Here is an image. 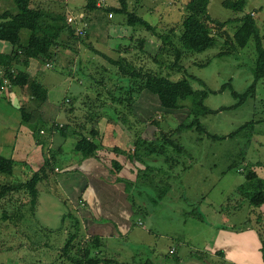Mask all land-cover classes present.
I'll return each mask as SVG.
<instances>
[{"label":"rangeland","instance_id":"rangeland-1","mask_svg":"<svg viewBox=\"0 0 264 264\" xmlns=\"http://www.w3.org/2000/svg\"><path fill=\"white\" fill-rule=\"evenodd\" d=\"M190 1L127 0V9L155 26L161 33H167L173 28L179 32L178 29L186 15L185 7ZM226 1L239 0H211L208 8L209 14L216 21L234 20L226 28L232 38L240 26L238 19L244 14H251L255 18L264 37V0H244V13L224 7ZM99 4V10L90 12L85 9L87 0L33 1L34 7L63 19L74 32H63L59 40L61 48L58 51V60L50 63L51 66L37 63L43 71L38 78L48 88L49 102L61 109L65 102L66 106L71 103L74 106L73 114L62 112L57 117L56 121L60 124L72 121L73 125L82 126L87 122L89 113L99 114L93 92L98 82L104 84V89L111 91L116 85L117 89L124 85L117 75L118 69L103 59L100 53L117 59L119 51L123 52L125 45H129V39L134 35L133 28L124 25V15L107 11L120 8L119 0H102ZM4 11L18 13L15 3L11 0H0V13ZM142 34L144 33L141 32ZM135 35L140 36L138 32ZM29 36L28 30L21 32L23 43L28 41ZM224 40L219 39L213 48L203 53H191L188 58H184V69L174 72L172 80L187 78L195 91H208L204 105L214 113L202 116L200 122L209 133L228 136L247 123H251V126L235 138L222 141L209 139L197 131H183L177 139L185 151L180 156L175 154L179 158V168L173 175L170 174L172 177L169 175L171 178H166L165 170L161 173L149 172L144 180L136 178L135 181L119 175L120 173L107 176L108 180L120 179L123 180L124 186H132L128 188L131 196L129 202L137 209L132 219H119L123 234L104 241L102 254L107 258L131 264H172L177 257L185 258V255L191 253L197 258L196 255L201 253L199 251H204L205 245L216 235L219 237L222 229L228 226L241 228L239 230L250 227L259 232L256 215L251 219V211L254 208L248 201L242 202L240 210L232 207L236 205L234 198L237 200L240 196L236 193L237 188L246 184L245 174L254 171L264 181V80L258 83L255 94L248 97L244 103L234 97L230 89L222 91L225 85L231 83L235 92L246 94L254 84L258 58L253 39L245 48H238L236 51L225 47ZM1 42L0 51L11 54L13 46L9 42ZM225 50L230 51L229 54L221 56L220 53ZM12 91L0 93V126L7 127L8 131H14L20 126L22 119L21 111L14 105L13 96L10 95ZM14 92L20 95L22 89L16 87ZM146 95L150 98L147 101L144 99ZM155 97L144 92L134 104L140 120L147 122L160 115L164 129L167 126L176 129L187 120V110L163 111L160 102H153ZM28 99H31L30 91L28 95L22 96L20 110L23 107L29 108L27 104L31 103H28ZM10 100L13 103H10ZM98 128L102 134V145L111 150L110 152L114 153L115 145L124 150L128 149L121 139L123 130L120 126L109 123L107 118H104ZM2 131L0 130V136ZM146 131V135L152 140L153 132L157 133L159 130L154 126H147ZM116 133L121 136L118 138ZM13 135L12 132L6 135L11 146L15 140ZM47 136L51 137L47 150L56 151L62 148L63 151L62 154L56 155V166L62 182L57 174L50 182L41 185L34 215L31 212L32 206L28 203V196L24 193L13 194L9 199L0 202V264H77L74 261L81 256L79 249L85 246L86 238L90 235L81 228L80 238L74 241L71 251L66 254L62 251L71 236L69 233L75 232L73 220L69 217L64 220L66 215L74 214V211L70 202L67 207L65 205L69 199L64 188H67L69 183H63V162L70 157L77 138L71 136L65 139L53 128L47 131ZM31 145L38 147L34 142ZM11 146H7L3 156L10 157L8 150L10 152ZM230 165H235V168L230 169ZM184 166L191 168L182 170ZM75 171L71 170V173ZM23 172L28 175V171ZM132 173L135 172L132 170ZM21 174L23 175L17 172L14 178H19ZM76 175L78 177H75L74 181L79 182L82 178L79 174ZM132 178L135 176L132 175ZM20 179L23 178L20 176ZM248 186L246 184V187ZM68 194L73 199L72 194ZM229 197L234 202L229 200ZM21 203L23 205H20ZM262 210L264 211V206ZM6 213L10 217L8 220L4 219ZM223 213L229 217H223ZM262 217L264 225V214ZM130 224L132 233L127 236ZM111 227H107L110 234ZM82 238L86 239L83 246ZM171 249H177V255L171 254ZM199 255L207 258L203 253ZM253 256L256 257L255 253ZM254 264H257L255 260Z\"/></svg>","mask_w":264,"mask_h":264},{"label":"trees","instance_id":"trees-1","mask_svg":"<svg viewBox=\"0 0 264 264\" xmlns=\"http://www.w3.org/2000/svg\"><path fill=\"white\" fill-rule=\"evenodd\" d=\"M11 1L15 3L18 13L14 14L10 11L0 13V41L9 42L13 46L11 54L0 53V93L5 89L14 90L16 87L22 89L24 96L28 95V91H30L31 99H28V103L31 104H27L29 108L23 107L20 110L22 124L31 128L36 142L43 147L45 163L38 171H33L27 164L16 162L12 158L0 154V178H2L0 180V202L9 199L8 197L13 194L24 193L28 196V203L32 206V215L36 213L35 208L38 204L40 187L44 182H50L53 176L54 178L57 176L56 155L63 153L61 149L47 150L53 135L52 132L49 134L50 138H47L46 135L51 128L58 131L65 139H69L71 136L77 138L73 144V153L83 159L95 158L99 151L104 149L102 134L98 126L101 119L107 118L109 123L120 126L121 130L130 138L128 149L123 150L115 147L114 154L126 155L130 161L135 160L143 165L145 169L138 171L137 179L144 180L148 176L147 173L152 171L161 173L165 170L166 178L172 177L171 175L179 168V158L175 154L180 156L185 151L177 139L183 131H197L209 139L222 141L235 138L251 126V123H247L237 132L228 136L209 133L200 122L202 116L214 113L204 105L208 91L205 89L195 91L187 78L179 81L172 80L174 72L184 69L182 61L184 58H188L191 53H203L213 48L219 39H225V47L227 46L230 51L233 49L236 51L238 48H245L253 39L258 53L254 84L243 95L235 92L231 83L225 85L222 91L230 89L233 96L239 98L241 103L254 95L258 83L264 80V37L251 14H244L241 19H238L240 26L232 38L226 28L234 20L216 21L209 14L208 6L211 0H191L185 7L186 15L178 29L179 32L173 28L167 33H161L155 26L131 13L127 9V0H119L120 8H111L107 11L124 15L126 17L124 25L133 28L134 35L129 39V45H125L124 51H119L117 59L104 53H97H100L103 59L118 69L117 75L124 85L118 89L116 85L111 91V89H104V84L98 82V86L94 87L93 92L99 114L89 113L87 122L79 126L78 124L73 125L72 121L64 124L56 121L62 112L67 115L73 114V104L68 100L71 103L70 106H66L65 102L62 104L63 109L53 106L49 102L48 90L45 85L39 81V78H33L28 73L31 61L50 65L58 60V51L61 48L59 40L63 32L69 34L74 32L63 19L52 16L53 14L49 11L34 7V0ZM100 1L102 0H87L85 9L90 12L99 10ZM245 5L244 0L224 3V7L237 13H244ZM23 30L30 32L26 43H23L21 37ZM137 32L140 36L135 37ZM141 32L144 34L141 35ZM63 47H66L65 44ZM230 51L225 50L220 55H228ZM144 92L156 96L163 111L187 110L189 113L187 120L179 124L176 129H170L168 126L164 129L160 115L147 122L141 121L136 115L134 104ZM147 126H154L159 130L152 140L143 137ZM43 131L46 134L42 135ZM113 168L114 173L118 174L122 171L123 166L114 162ZM190 168L191 166H184L182 170ZM234 168L235 165H230V169ZM24 170L28 171V175L23 172ZM17 172H21L23 175L14 178L15 175L17 176ZM20 176L23 179H20ZM245 179L249 186L246 187L244 184L237 188L236 193L240 196L237 197V200L232 197L236 202L232 209L240 210L242 202L246 201L254 208L252 212L256 215L264 257L263 217L256 211L264 205V181L254 171L245 174ZM116 181L123 182L120 179H116ZM128 188H132V186H125V190L130 194ZM228 199L233 201L230 197ZM20 205L18 210H20ZM133 207L136 211L134 204ZM68 217L73 220L75 232L69 233L71 236L62 250L65 254L71 251L74 241L80 238L81 228L83 229L81 220L76 213L66 215L64 220ZM4 219H10L7 213L4 215ZM86 239L82 238L81 245L83 246V243L86 242L85 246L79 249L81 256H78L74 261L77 264H131L103 255L104 240L101 237L89 236Z\"/></svg>","mask_w":264,"mask_h":264},{"label":"crops","instance_id":"crops-1","mask_svg":"<svg viewBox=\"0 0 264 264\" xmlns=\"http://www.w3.org/2000/svg\"><path fill=\"white\" fill-rule=\"evenodd\" d=\"M0 43L2 42L0 41ZM0 53L8 54L5 52L2 53L1 51ZM37 63L39 62H30L28 73L32 77L38 78V75L43 71ZM8 90L9 89H5L4 93ZM13 91L10 95L13 96V101L15 102L14 105H16L20 111L21 106L19 105L22 103L21 98L22 96L24 97V94L23 92H20L19 95L17 92L13 93ZM8 99L11 98L8 97ZM8 99L7 101L9 103ZM144 99L147 101L150 98L148 95H146L144 96ZM153 102L158 104L159 99L155 97ZM10 103H13L12 100H10ZM180 111L186 112V110ZM175 117L176 120H178L176 115ZM154 128L157 129L156 127ZM0 130H3L1 132L3 134L0 136L1 155L5 153V149L7 151V146H11V144L8 143L6 135L8 132H12L14 133L13 138L15 140L12 142L11 148H9L10 152L8 150V153L10 154L9 158H12L16 162L27 164L33 171H38L44 165L45 157L43 154V149H41V146L36 142L31 128L22 124V119L20 126L15 128L14 131H8L9 129L4 126H0ZM121 133L122 136L121 134L117 135V133L116 135L118 138L121 136L124 146L128 148L130 146V138L127 134L123 135V132ZM144 133L145 134H143V137L145 139H149L146 135V130ZM44 134L46 133L43 131L42 135ZM155 134L156 133L153 132L154 136ZM46 137L48 138L47 135ZM33 142L38 145V147L31 145ZM115 147L119 146L115 145ZM110 151L104 147V149L99 151L97 157L88 159H83L73 152L71 155L70 152V157L63 163L65 165L63 166L65 167L63 183L64 181L69 183L67 188H64L69 199L67 204H65L66 207L68 202H70L73 205L74 213H76L81 220L83 230H85L87 234H90L89 236H98L104 241H106V239H110V237L115 239L117 235L122 233L119 226V223H121L119 220L120 218L127 217L128 219H132L135 215L133 204L129 202L130 194L127 193L122 182H118L116 179H107V176L114 173V168H112L113 163L118 162L123 166V169L119 175L125 176L129 180L133 181L136 180L138 171L145 169L143 165L139 164L135 160H127L126 155H116ZM71 170L76 171L71 173ZM132 170L135 172L134 174L132 173ZM56 172L60 178V181L62 182L61 176L58 173V169H56ZM76 174H79L82 179L86 178L85 181L79 179V182H75L74 178L78 177ZM132 175H134L135 178H132ZM68 193L72 194L73 199L70 198ZM263 206L256 211L259 213L261 212L260 214H264V211L262 210ZM124 209H126V211H124ZM121 210L122 212H120ZM222 216L225 218L229 217L225 213H223ZM254 217L255 214L252 212L251 219H254ZM107 227H111V234L109 233ZM239 229L241 228H236V226H228V228H223L219 233V237H216V235L211 242L205 245L203 248L204 251H199L207 256L206 259L199 255L201 253L196 255L197 258H195L191 253L190 255H185V258L177 257L175 259V263L172 264H254V260L257 264H259V262L264 264L262 252L263 245L259 232H256L250 227H243L242 230ZM219 230H221V228H219ZM131 233L132 227L130 224L126 234L128 236ZM177 252V249L170 250V253L173 255H177ZM253 253L256 255L255 258Z\"/></svg>","mask_w":264,"mask_h":264},{"label":"built area","instance_id":"built-area-1","mask_svg":"<svg viewBox=\"0 0 264 264\" xmlns=\"http://www.w3.org/2000/svg\"><path fill=\"white\" fill-rule=\"evenodd\" d=\"M111 17H112V14H111Z\"/></svg>","mask_w":264,"mask_h":264}]
</instances>
